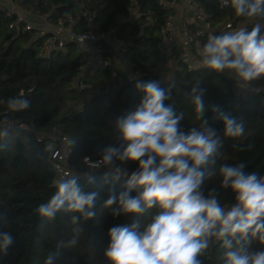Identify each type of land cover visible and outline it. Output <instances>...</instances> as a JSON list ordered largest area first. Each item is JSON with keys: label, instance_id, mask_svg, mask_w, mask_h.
<instances>
[{"label": "trees", "instance_id": "obj_1", "mask_svg": "<svg viewBox=\"0 0 264 264\" xmlns=\"http://www.w3.org/2000/svg\"><path fill=\"white\" fill-rule=\"evenodd\" d=\"M8 1L13 8L6 3L0 7V101L23 96L30 106L11 112L0 103L1 123L7 118L18 122L6 139H0V144L5 145L0 148V217H4L0 219V232H8L15 239L7 254L0 253V264H45L50 253L56 254L53 264H110L104 255L110 243L109 230L130 226L137 219L142 230L149 222L155 209L140 217H113L103 207L110 195L118 196L125 190L127 176L113 181L111 169L94 170L81 165L84 157L101 159V150L117 143L113 124L140 103L143 93L135 87L138 81H160L161 87L166 88L173 85L172 100L167 103H174L177 112L184 113L180 126L185 132L200 123L186 95L199 81L205 89L204 103L209 106L205 118L221 134L224 125L213 119L211 105H219L225 113L245 121L244 136L223 139V156L218 161L244 162L246 172L264 175V78L249 86H238L228 71L217 73L194 65L180 42L165 43L163 27L171 10L163 4L165 0ZM196 2L213 24L203 37V44L209 33L250 29L255 23L264 26V20L236 17L230 1L226 6L217 0ZM14 8L30 12L37 18L36 25L32 22L34 27L27 29L24 21H18ZM42 21L48 23L45 28L39 25ZM61 22L77 33L93 29L109 36L110 41L103 39L96 44L101 48L103 65L92 61L90 43L66 40L63 47L55 44L45 52V42ZM228 22L230 27L225 26ZM116 40L121 43L118 51L112 48ZM119 52L127 59L131 73L125 74L116 67L114 57ZM53 127L69 142L74 141L69 143L73 151L70 164L74 174L80 176V184L87 191L99 193L96 216L82 221L84 231L78 244L70 249H57L56 245L73 235L71 213L60 212L49 221L35 211L55 193L56 182L64 179L53 167L52 153L58 143L48 137L40 140L38 136L52 133ZM248 144L253 145L250 150L234 147ZM121 166L130 175L137 164L127 162ZM105 173H109L107 182ZM85 174L93 176L94 183L89 184ZM219 185V177L206 181L205 194L216 188L223 204H234V194ZM261 250L264 245L258 241L249 245V251ZM201 259L203 264H223L222 250L214 245Z\"/></svg>", "mask_w": 264, "mask_h": 264}, {"label": "clouds", "instance_id": "obj_2", "mask_svg": "<svg viewBox=\"0 0 264 264\" xmlns=\"http://www.w3.org/2000/svg\"><path fill=\"white\" fill-rule=\"evenodd\" d=\"M236 17L264 20V0H230ZM200 63L217 72H230L238 86L264 78V26L255 23L250 29L240 27L220 34L209 33L203 45L198 44ZM143 93L134 111L116 118L114 139L101 150V159L84 157L90 169H111V179L127 176L125 190L112 194L103 207L113 217L143 216L155 209L141 230L139 219L130 226H114L109 230L110 243L105 257L110 264H203V257L214 245L222 250L223 264H264V250L249 251L252 241L264 245V175L246 172V164L219 162L223 139H236L245 134V121L225 113L219 105H211L213 119L222 121V134L205 118L209 106L204 103L205 89L196 81L186 95L194 105L198 127L185 132L172 100V87H161L160 81H138ZM11 112L29 108L23 96L0 101ZM12 125L0 123V139H6ZM73 144L74 141H70ZM5 145L0 144V148ZM239 151L253 145H234ZM119 162V163H117ZM134 162L137 167L129 175L121 165ZM89 184L94 177L85 174ZM109 173H105L107 182ZM220 178L219 188L230 190L235 203L223 204L216 188L205 194L206 181ZM80 176L71 175L56 182V191L46 203L36 208L37 214L51 221L58 213H71L73 235L60 240L57 249L75 247L84 231L82 221L96 216L99 193L87 191ZM4 219V217H0ZM15 243L8 232H0V253ZM50 253L45 264H53Z\"/></svg>", "mask_w": 264, "mask_h": 264}, {"label": "built area", "instance_id": "obj_3", "mask_svg": "<svg viewBox=\"0 0 264 264\" xmlns=\"http://www.w3.org/2000/svg\"><path fill=\"white\" fill-rule=\"evenodd\" d=\"M222 6L229 4L230 0H217ZM5 3L0 0V7L5 6ZM163 4L166 8L171 9L169 15L166 18V24L163 27L164 42L173 45L180 42L186 50V56L190 58L192 63L197 66H202L200 63L201 58L198 44L203 45V37L213 28L212 22L208 21L207 15L201 8L196 0H165ZM13 11V10H10ZM18 21H24L27 29H32L34 24L27 16L22 12H17ZM226 27H230L231 23L228 22ZM223 25V27H225ZM53 36L45 42L44 50L49 52L52 47L57 44L59 47L64 46L66 40L74 41L78 43H90L92 48V61L97 65H103V59L101 55V48L96 44L103 39H109L106 34H99L93 29H89L86 32L77 33L61 22L52 29ZM121 43L116 40L112 43V48L115 51L120 50ZM12 127L18 125V122L12 118H7ZM1 123V121H0ZM20 127H24L20 125ZM39 139H45L46 137L53 139L58 143L57 148L53 150L52 160L53 167L56 174L60 178L70 177L74 174L71 168L70 157L72 154V148L69 145V140L66 136L58 132L56 127H53V132L50 134H38ZM94 161V160H92ZM83 167H88L84 163V158L81 160Z\"/></svg>", "mask_w": 264, "mask_h": 264}, {"label": "rangeland", "instance_id": "obj_4", "mask_svg": "<svg viewBox=\"0 0 264 264\" xmlns=\"http://www.w3.org/2000/svg\"><path fill=\"white\" fill-rule=\"evenodd\" d=\"M2 1V0H1ZM4 3H6L9 7L13 8L12 5L10 4V2L8 0H3ZM15 11L17 12H21L22 10L18 9V8H14ZM23 13V12H22ZM24 15L27 16V18H29L34 24L37 18H35V16H33L30 12H24ZM36 25V24H35ZM181 45V44H180ZM124 60V59H123ZM123 63V62H122ZM121 71L125 74L131 73V69H130V65H128V63H124V66H121Z\"/></svg>", "mask_w": 264, "mask_h": 264}, {"label": "crops", "instance_id": "obj_5", "mask_svg": "<svg viewBox=\"0 0 264 264\" xmlns=\"http://www.w3.org/2000/svg\"><path fill=\"white\" fill-rule=\"evenodd\" d=\"M39 25L42 26L43 28H45L48 25V23L42 21V22H40ZM126 60L127 59H125V56L121 52L115 54L114 63L116 65V67H119V69L121 68L122 65L124 66V63H126Z\"/></svg>", "mask_w": 264, "mask_h": 264}]
</instances>
